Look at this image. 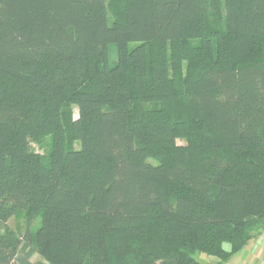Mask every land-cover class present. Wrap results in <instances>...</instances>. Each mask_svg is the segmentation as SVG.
<instances>
[{"label":"trees","instance_id":"obj_1","mask_svg":"<svg viewBox=\"0 0 264 264\" xmlns=\"http://www.w3.org/2000/svg\"><path fill=\"white\" fill-rule=\"evenodd\" d=\"M263 233L264 0H0V264H223Z\"/></svg>","mask_w":264,"mask_h":264},{"label":"rangeland","instance_id":"obj_2","mask_svg":"<svg viewBox=\"0 0 264 264\" xmlns=\"http://www.w3.org/2000/svg\"><path fill=\"white\" fill-rule=\"evenodd\" d=\"M73 117H77V110L75 108H73ZM177 144L183 145L184 143L182 141H177ZM33 148L40 155H47L50 149V139L44 138L40 145L34 144ZM9 225L19 228L22 233L26 229V223L22 217L10 220ZM37 225L38 223L36 221L30 226V229L34 232ZM225 248L227 249V247ZM194 259L200 264L216 263V259L209 258L202 254H195ZM36 260H39L37 255L32 258V261ZM223 264H264V233L257 240L252 241L246 249L232 256L230 260Z\"/></svg>","mask_w":264,"mask_h":264}]
</instances>
